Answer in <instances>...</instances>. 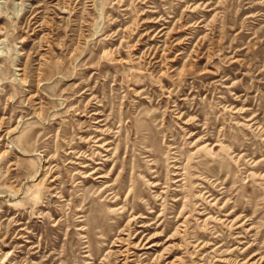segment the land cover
<instances>
[{
	"label": "rangeland",
	"instance_id": "rangeland-1",
	"mask_svg": "<svg viewBox=\"0 0 264 264\" xmlns=\"http://www.w3.org/2000/svg\"><path fill=\"white\" fill-rule=\"evenodd\" d=\"M0 264H264V0H0Z\"/></svg>",
	"mask_w": 264,
	"mask_h": 264
},
{
	"label": "bare ground",
	"instance_id": "bare-ground-1",
	"mask_svg": "<svg viewBox=\"0 0 264 264\" xmlns=\"http://www.w3.org/2000/svg\"><path fill=\"white\" fill-rule=\"evenodd\" d=\"M152 246H155V244H154V243H151L148 247L150 248V247H152Z\"/></svg>",
	"mask_w": 264,
	"mask_h": 264
}]
</instances>
